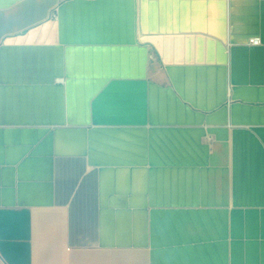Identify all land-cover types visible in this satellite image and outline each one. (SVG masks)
<instances>
[{"label": "crops", "instance_id": "crops-1", "mask_svg": "<svg viewBox=\"0 0 264 264\" xmlns=\"http://www.w3.org/2000/svg\"><path fill=\"white\" fill-rule=\"evenodd\" d=\"M0 264H264V0H0Z\"/></svg>", "mask_w": 264, "mask_h": 264}, {"label": "built area", "instance_id": "built-area-1", "mask_svg": "<svg viewBox=\"0 0 264 264\" xmlns=\"http://www.w3.org/2000/svg\"><path fill=\"white\" fill-rule=\"evenodd\" d=\"M250 44H252V45H260L261 44V39L259 37L251 38Z\"/></svg>", "mask_w": 264, "mask_h": 264}]
</instances>
